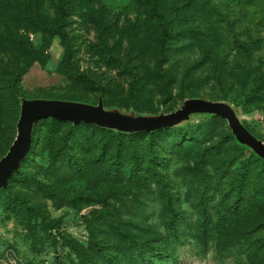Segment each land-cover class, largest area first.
<instances>
[{
    "label": "rangeland",
    "instance_id": "1",
    "mask_svg": "<svg viewBox=\"0 0 264 264\" xmlns=\"http://www.w3.org/2000/svg\"><path fill=\"white\" fill-rule=\"evenodd\" d=\"M5 1L0 162L17 137L22 105L38 99L102 104L147 118L188 99L225 102L264 144V0ZM166 25L177 36L163 51ZM206 114L136 136L142 164L117 178L108 173V155L99 153L106 139L94 136L87 150L63 145L67 131L96 123L34 122L25 158L0 187V264H108L93 244L111 264H126L130 249L119 247L116 227L146 245L154 263L149 250L161 248L179 264H264V170L244 177L235 203L240 168L257 154L226 120ZM192 127L204 128V138L189 141ZM109 144L110 154L120 146ZM172 215L176 233L167 226Z\"/></svg>",
    "mask_w": 264,
    "mask_h": 264
},
{
    "label": "water",
    "instance_id": "2",
    "mask_svg": "<svg viewBox=\"0 0 264 264\" xmlns=\"http://www.w3.org/2000/svg\"><path fill=\"white\" fill-rule=\"evenodd\" d=\"M195 113L220 116L227 121L239 143L250 147L260 158L264 159V144L240 122L232 107L225 102L202 98L188 99L172 113L155 118H134L106 110L102 104L93 106L76 101L38 99L25 102L21 107V115L17 122V137L7 156L0 162V187L7 183L8 178L25 158L32 144V124L40 119L50 117L86 121L124 132H139L171 127Z\"/></svg>",
    "mask_w": 264,
    "mask_h": 264
},
{
    "label": "trees",
    "instance_id": "3",
    "mask_svg": "<svg viewBox=\"0 0 264 264\" xmlns=\"http://www.w3.org/2000/svg\"><path fill=\"white\" fill-rule=\"evenodd\" d=\"M17 0H6L5 4L7 6H11L14 3H16ZM59 33L64 36V31H59ZM184 33V32H183ZM177 36V32L173 27L166 25L163 28L162 35L160 38V47L161 50H167L170 46V41ZM67 52L69 51V46L66 47ZM133 79L131 81V87H134L137 82V76L132 75ZM89 84L93 85V82H89ZM74 101V100H71ZM78 102V101H76ZM112 112H115L114 110H109ZM118 113V112H115ZM119 114V113H118ZM214 118H218V115L215 114H206ZM130 117V116H129ZM131 117L134 118H146L145 115H131ZM220 118V117H219ZM188 121V119L182 120L180 123L173 125L171 127L167 128H161L154 131H139V132H124L120 130H114V128L106 127L104 125H100L102 127L97 126L98 124H89L85 125L86 128H72L69 131L65 133L63 136L62 142L64 144H68L70 141L73 145H76L78 148L82 150H87L91 148L95 143H92L94 136H99V138L106 139V143L98 147L99 153L104 156V159L107 157L106 162L108 163V173L112 176L118 177L119 174H122L123 172H126L128 176L132 175L133 171L138 165H141L142 163L139 162L137 159V149L133 146L134 145V138L136 136L146 135V134H152L157 135L161 133L162 131H170L172 129H176V127L185 124ZM56 122L52 121V125H55ZM83 126V125H81ZM97 128L101 129L97 131ZM192 131H187L185 133V136L187 138H190L189 141H192L193 137L196 138H204L206 135V131L202 127L197 128H188ZM104 130V131H103ZM48 132V131H46ZM50 133V132H48ZM35 135V132L33 133ZM32 134V135H33ZM183 134V133H182ZM118 143L120 146L115 150L114 153H108L112 150V144L109 143ZM126 143V146H123V144ZM96 146V145H95ZM138 153V152H137ZM149 160L147 162L146 169L150 170L153 169L152 164L153 159L155 157V152L148 153ZM256 162L254 161V164L250 163L249 160L244 161V165L240 168L239 177L236 179V199L235 203L239 202L240 196L242 193L241 190V184L243 182L244 177H247L248 175H251L253 171L257 172V175L263 172L264 170V159L260 158L258 155H255ZM72 158V161H74V156L70 155ZM258 162V163H257ZM260 162V164H259ZM79 169V167H78ZM77 169V170H78ZM129 170V171H127ZM236 206V205H235ZM175 216L172 215L170 219L167 221V226L169 228H172L176 233L175 229ZM116 233L119 236V239L121 241V246H125L127 249H130V259L126 264H179V259L174 258L170 253H168L166 250H162L161 248L158 249H151L149 250V253L153 256H155V259L159 260V263L152 262L151 259L148 258V253L146 252V249L148 248L146 245L141 243H136L133 240V237L121 229H118L116 227ZM93 250L97 253L98 257L106 261L108 264H111L110 262V256L102 250L101 245L99 244H93ZM148 251V249H147ZM129 254V253H128Z\"/></svg>",
    "mask_w": 264,
    "mask_h": 264
}]
</instances>
